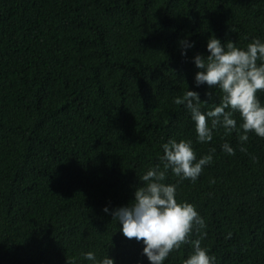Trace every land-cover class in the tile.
<instances>
[{"label": "trees", "instance_id": "16d2710c", "mask_svg": "<svg viewBox=\"0 0 264 264\" xmlns=\"http://www.w3.org/2000/svg\"><path fill=\"white\" fill-rule=\"evenodd\" d=\"M210 33L239 46L264 38V0H0V264H87V250L150 264L111 210L169 136L191 137L198 157L216 149L176 192L204 218L202 246L217 264H264V138L221 129L196 142L173 100L187 86L216 99L193 82ZM181 38L194 42L185 56ZM190 252L182 244L163 264Z\"/></svg>", "mask_w": 264, "mask_h": 264}, {"label": "clouds", "instance_id": "9594fccd", "mask_svg": "<svg viewBox=\"0 0 264 264\" xmlns=\"http://www.w3.org/2000/svg\"><path fill=\"white\" fill-rule=\"evenodd\" d=\"M178 44L185 56L194 42L181 38ZM206 49L207 54L196 52L191 57L197 69L193 82L197 87L206 84L214 89L216 99L202 100L199 92L188 86L173 98L193 122L195 141H211L214 132L221 129L223 136L235 132L239 142H247L250 132L264 138V101L258 95L264 90V38L253 37L239 46L210 33ZM209 103L212 106L205 107ZM220 148L229 155L235 152L227 140ZM160 150L156 162L138 176L142 183L135 187L133 198L113 208L111 218L125 237L142 242V253L150 264H163L174 249L186 243H190L191 252L181 264H217L216 256L201 244L206 235L204 218L193 203L176 198L178 185L185 179L195 181L212 162L216 149L212 147L198 157L191 137L169 136L161 142ZM240 151L247 152L244 143ZM169 173L176 177L174 182H168ZM103 211L109 213L110 209L105 205ZM194 232L199 235L190 239ZM80 256L87 264H114L106 251L98 256L95 250H87Z\"/></svg>", "mask_w": 264, "mask_h": 264}]
</instances>
